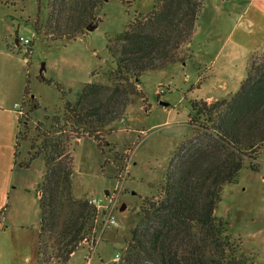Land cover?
I'll list each match as a JSON object with an SVG mask.
<instances>
[{"label":"rangeland","instance_id":"1","mask_svg":"<svg viewBox=\"0 0 264 264\" xmlns=\"http://www.w3.org/2000/svg\"><path fill=\"white\" fill-rule=\"evenodd\" d=\"M96 1V28L66 43L34 33V22H45L46 0H41L39 14L38 0L0 4V36L6 29L9 41L15 34L32 41L19 53L23 59L24 53L31 51V67L22 64L30 68L29 95L24 100V113L30 122L20 123L15 148L17 165L29 163L23 182L30 193L23 194L20 205L13 210L18 221L5 223L6 233L0 237V264H39L40 209L36 192L45 173L44 154L29 160L42 145L43 135L57 128L52 119L62 118V97L73 103L87 83L111 85L108 76L115 64L108 52L110 41L136 17H147L159 0ZM200 6L185 63L145 72L139 79L137 94L129 96L130 104L118 119L94 136H80L79 128L78 135L68 137L70 202L64 195L61 221L72 214L70 203L89 205L93 199H101L104 208L94 218L88 235L96 243L94 251L81 242L66 264H121V254L130 230L140 219L144 200L161 196L177 149L200 137V130L190 118V105L230 99L246 79L250 63H261L264 0H202ZM33 100L38 105L34 111ZM61 126L69 131V126L59 123L58 128ZM251 164L257 169H250ZM122 205L125 208L121 211ZM214 216L228 223V234L239 244L242 259L264 264V147L254 160L245 159L234 181L223 186ZM109 217L116 221V227L106 225ZM7 236L6 250L3 241Z\"/></svg>","mask_w":264,"mask_h":264},{"label":"trees","instance_id":"2","mask_svg":"<svg viewBox=\"0 0 264 264\" xmlns=\"http://www.w3.org/2000/svg\"><path fill=\"white\" fill-rule=\"evenodd\" d=\"M201 1L159 0L147 17H136L110 41L108 52L115 64L108 76L111 85L87 83L73 103L62 97V118L52 119L57 128L43 135L42 145L29 160L44 154L45 173L37 186L39 264H66L79 244L89 238L98 214L87 202L70 203L72 214L61 221L62 203L70 202L68 137L78 135L79 128L80 136H94L118 119L130 104L129 96L137 94L145 72L185 63ZM45 5V22L35 21L33 30L52 42L76 40L99 22L96 0H46ZM40 10L38 0V14ZM24 94H29L27 86ZM31 103L32 111L37 110L36 102ZM190 110L200 137L177 149L161 196L144 200L121 264H254L239 256V244L228 234V223L217 219L214 211L223 186L234 181L245 159L254 160L264 147V56L260 64L250 63L246 79L230 99L194 102ZM22 121L30 122L27 113L20 117L19 123ZM59 123L69 126V131L65 132L64 126L58 128ZM28 164L20 168L26 169ZM250 169L257 167L251 164Z\"/></svg>","mask_w":264,"mask_h":264},{"label":"crops","instance_id":"3","mask_svg":"<svg viewBox=\"0 0 264 264\" xmlns=\"http://www.w3.org/2000/svg\"><path fill=\"white\" fill-rule=\"evenodd\" d=\"M9 1L12 2V0ZM0 4L9 5L1 1ZM10 22L12 23L11 20ZM10 25L13 28V24ZM6 35L7 31L3 29L0 36L2 38H0V237L6 233V222L18 221V218L13 216V210H16L20 205L22 195L30 193L23 182V172L29 168L24 169L17 165L15 148L20 130L19 111L24 113V88L25 86L30 87L31 79L30 68L22 65L25 62L27 66L31 67L29 58L31 51L27 50L23 59H20L19 53L23 48L30 47L32 41L28 46H23L18 41V37H20L18 34H15L11 41L6 38ZM30 96L34 98V95ZM18 106L19 109H17ZM39 195L40 193L36 192L38 200ZM7 238L8 236L3 241L6 250L8 247Z\"/></svg>","mask_w":264,"mask_h":264},{"label":"built area","instance_id":"4","mask_svg":"<svg viewBox=\"0 0 264 264\" xmlns=\"http://www.w3.org/2000/svg\"><path fill=\"white\" fill-rule=\"evenodd\" d=\"M18 41L23 45V46H28L29 44H30V40L29 39H27V38H24V37H19L18 38ZM20 107L18 106L17 107V109H19ZM23 115V112H20L19 111V117H21ZM91 205H94L95 207H96V209H97V211L99 212V211H101L102 210V208H104L103 207V205H102V200L100 199V200H92V201H90L89 202ZM104 213V212H103ZM106 225H109V226H112V227H116L117 226V223H116V221L112 218V217H109V218H107V220H106ZM84 243H87L88 245H89V247H90V251H94V248H95V246H96V243H94V238H88V239H86L85 241H84ZM118 258H119V256L118 255H116L115 256V259H116V261L118 260Z\"/></svg>","mask_w":264,"mask_h":264},{"label":"water","instance_id":"5","mask_svg":"<svg viewBox=\"0 0 264 264\" xmlns=\"http://www.w3.org/2000/svg\"><path fill=\"white\" fill-rule=\"evenodd\" d=\"M95 28H96V25H92V26H89L86 30H87V32H91V31H93ZM160 104H161V105H164V106H167V103H164V102H160ZM124 208H125V206L122 205V207L120 208V210L122 211Z\"/></svg>","mask_w":264,"mask_h":264}]
</instances>
